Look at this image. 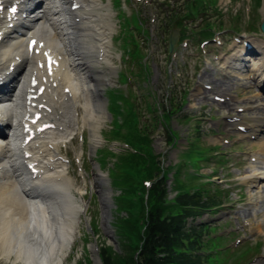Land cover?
Listing matches in <instances>:
<instances>
[{"label":"rangeland","instance_id":"1","mask_svg":"<svg viewBox=\"0 0 264 264\" xmlns=\"http://www.w3.org/2000/svg\"><path fill=\"white\" fill-rule=\"evenodd\" d=\"M102 1L109 6L113 24L110 52L115 68L112 86H104L100 95L105 112L98 144H91L89 127L80 123L77 113L75 130L60 145V155L69 163L70 178L78 182L84 193L86 209L65 264H96L97 257L89 246L97 250L109 248L114 264L121 260L129 263L133 257L136 235L131 232L126 238L122 223L127 221L126 211L137 200L129 193L130 173L116 168L122 157L143 164L154 158L159 172L167 171V166L172 169L164 184L165 202L171 213L177 212L173 206L175 196L184 192L215 199L217 206L225 204L220 211L215 208L205 215L203 208L202 217L189 222V226H200L204 234L199 250L206 264H235L237 258V264H253L264 259L263 237L250 232L246 224L250 207L237 203L233 210L228 209L231 200L238 197L240 172L244 169L237 163L249 157L243 142L257 140L241 139L235 127H225L252 124L253 120L264 118L255 112L264 106V86L255 81L252 67L246 72L250 78L244 81L238 76H224L219 69L225 58L242 50L243 40L253 55L243 52L241 59L259 58L255 53L257 45L264 50V37L259 30L264 20V0H231V12L239 7L235 16L231 12L223 14L219 0ZM165 3L173 10L168 17ZM199 13L205 15L189 27L201 33V40L203 33L205 39H212L214 34L207 32L213 29L214 38L203 46L197 37L184 40L169 55L168 37L173 29L180 33L172 26L174 20L181 16L194 18ZM138 21L142 22L141 27ZM211 139L217 140V148ZM132 141L139 145L140 153H133L127 146ZM204 148L208 149L204 152ZM147 150L152 157L146 154ZM206 155L209 157L204 159ZM96 174L104 176L103 186L96 183ZM149 182L146 181L148 185ZM262 187L258 185V189ZM102 191L109 194L110 200L106 220ZM257 192L252 190L251 195ZM139 200L148 204L144 195ZM256 209L264 212L260 205ZM130 215L139 222V228L141 212ZM0 264L5 263L0 260Z\"/></svg>","mask_w":264,"mask_h":264},{"label":"bare ground","instance_id":"2","mask_svg":"<svg viewBox=\"0 0 264 264\" xmlns=\"http://www.w3.org/2000/svg\"><path fill=\"white\" fill-rule=\"evenodd\" d=\"M229 4L222 7L230 11ZM34 5L40 7L31 11ZM0 6V260L65 264L86 209L60 145L75 130L77 113L89 127L91 144H98L105 112L100 95L104 86H112L115 68L109 6L102 0H0ZM30 40H35L31 51ZM256 48L259 58L248 59L250 66L240 52L225 58L222 74L244 81L252 67L255 81L264 86V50ZM255 112L264 117V106ZM225 127H235L241 139L257 140L243 142L249 157L237 163L244 169L238 197L228 209L246 203L248 229L264 241V212L256 209L264 207V118ZM210 143L217 148L216 139ZM95 177L105 184L103 175ZM252 190L258 192L251 195ZM101 199L106 220L109 194L102 191ZM253 264H264V259Z\"/></svg>","mask_w":264,"mask_h":264},{"label":"trees","instance_id":"3","mask_svg":"<svg viewBox=\"0 0 264 264\" xmlns=\"http://www.w3.org/2000/svg\"><path fill=\"white\" fill-rule=\"evenodd\" d=\"M119 127V126H118ZM130 145L140 153V147L136 142ZM152 157L150 150L146 151ZM151 163L146 161L138 163L137 159L120 158L116 168L125 169L130 173L129 193L134 194L137 202L134 207L126 211L127 221L122 223L124 235L127 238L131 232H135V257L129 259V263L121 260L119 264H204L199 250L204 234L200 227L189 226L200 216L203 208H210L215 205V199H202L195 193H182L173 201L176 213H171V207L165 202V180L166 175L158 177L149 188L148 204L145 205L143 197L145 187L141 181L160 174L154 158ZM149 164L152 166L149 167ZM155 172V173H154ZM126 176V175H125ZM116 182V180H115ZM139 200V201H138ZM129 207V205H127ZM135 211V212H132ZM141 212V224L130 214L137 215ZM102 264H114L109 248L100 249Z\"/></svg>","mask_w":264,"mask_h":264},{"label":"water","instance_id":"4","mask_svg":"<svg viewBox=\"0 0 264 264\" xmlns=\"http://www.w3.org/2000/svg\"><path fill=\"white\" fill-rule=\"evenodd\" d=\"M260 29L262 31V34L264 36V21L260 25ZM175 46H176V39L170 36L169 38V53H173L175 51Z\"/></svg>","mask_w":264,"mask_h":264},{"label":"snow or ice","instance_id":"5","mask_svg":"<svg viewBox=\"0 0 264 264\" xmlns=\"http://www.w3.org/2000/svg\"><path fill=\"white\" fill-rule=\"evenodd\" d=\"M12 11H15V9H12Z\"/></svg>","mask_w":264,"mask_h":264}]
</instances>
